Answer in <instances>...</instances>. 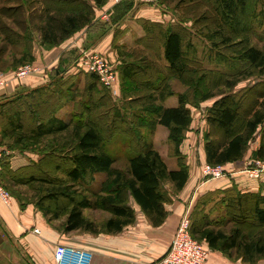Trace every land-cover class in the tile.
I'll use <instances>...</instances> for the list:
<instances>
[{
	"label": "trees",
	"instance_id": "1",
	"mask_svg": "<svg viewBox=\"0 0 264 264\" xmlns=\"http://www.w3.org/2000/svg\"><path fill=\"white\" fill-rule=\"evenodd\" d=\"M158 1L165 5L172 0ZM262 2L263 0H193L191 3L194 6L209 8L215 20L213 25L205 23L197 27L195 24H199L200 18L195 19L192 23L194 31L183 25L184 20L179 23H167V25L157 21L150 22L151 29L158 31L161 35L167 68L175 78L182 80L194 69L192 62L195 60L192 55L196 54V47L191 37L197 34L211 43L210 49L216 52L222 63L230 64L229 66L234 70L238 66L247 68L246 71L238 70L237 72L205 69L208 73L203 75L205 76L203 82L209 91L200 95L196 99V104L190 99L189 93L179 92L177 94L178 105L166 107L163 102L174 95L168 86L163 87L155 94V97L153 94L152 102L145 106V115L138 119L137 126L149 129L152 134L158 125H163L168 129V138L173 143L178 157L177 168L170 169L156 149L151 136L147 138L142 134L143 137L140 142L138 140V144H134L132 137L129 142L132 154L128 159L127 174L113 173L116 159L107 151L101 131L90 117L92 106L89 102L93 103L96 94L99 95L95 104H99V100H105L108 104L112 103L113 111L118 118L122 117L120 109L124 111V103L115 104L112 95L93 72L86 73L87 84L83 92L89 95L84 98V93H82L83 95L77 101L80 107L75 105L77 108L72 114L73 120L60 118L55 115V112L50 113L47 118L38 117L36 106L28 102V98L33 94L43 91L46 93L49 90L58 97L68 95L72 100L76 95L73 91L77 93L80 91L72 81L73 77H65L66 67L64 61L61 60L51 80L43 86L19 91L12 97L1 99L0 114L6 120L2 129V137L12 140L8 146L22 152L30 151L39 154V160L26 165L27 169L34 167L42 170L44 167H49L51 157L57 155L56 151L46 152L43 149H36V146L47 137L58 136L71 130L74 133L73 147L61 149L67 151L65 155H62L67 164L65 167L60 166L66 174V180L65 182L61 179L51 180L38 177L33 173L26 175L27 177H21L26 174L24 173L16 177L15 182L27 184L40 180L49 183L50 187L37 202V206L49 220L66 215L64 224L66 233L76 230H84L93 234L119 233L136 220V208L133 203L148 216L153 226L162 225L169 214L167 205L173 200L172 195L164 189V183L170 182L177 190H181L190 175L189 165L180 155L186 132L193 121L190 105L197 106L198 102L213 98L216 92L224 86L233 89L242 80L254 76L257 72L264 76V50L251 42V35L255 34L258 27L264 26V7L260 8ZM106 3L107 0L44 1V7L41 10L43 20L36 27L41 35V43L47 48L62 44L76 32L91 25L95 18L96 8ZM133 4L134 2L127 1L126 4L122 2L116 5L112 21H119L131 10ZM177 9L175 10L178 11ZM185 13L186 15L192 14L195 10H186ZM30 16L33 18V13H30ZM188 20L190 21L189 18ZM145 28L148 35L150 29L147 26ZM143 37L138 39V44L146 47L142 40ZM17 42L15 41L16 44ZM32 48L30 44L29 51L23 54L19 64L35 60ZM223 48L235 52L236 57L233 61H228V53ZM126 54L121 52L123 60L118 67L124 98L128 96L127 83L131 82L136 74V67L131 66V62L125 60L124 55ZM154 85L150 83L149 86L154 89ZM199 86L203 88L198 81L195 82V86H192L194 93L199 92ZM250 88L251 90L256 89L254 85ZM219 93L220 98L214 100L206 111L208 130L204 133L206 162L214 166L242 160L248 143L264 125V95L254 100L248 111L242 112V105L236 94H222L221 91ZM25 111L32 112L30 114L34 116L32 126L28 130L24 118ZM216 131L222 132V139L214 137ZM261 133V143L252 152L254 159L264 157V132ZM17 171L19 170L11 167L9 156L0 158V178L7 173L16 176ZM100 173L108 176L102 182L100 190L94 191L93 188L86 186V189L91 190L92 193L81 196L75 189H72L77 184H84L88 178L94 179ZM66 182L70 183L66 184ZM227 192V190L223 192L225 196ZM124 193L129 195L130 203L123 196ZM247 205L252 207L245 209ZM222 206L229 214L227 222L245 218L248 210L251 215L249 219L263 229L260 235L249 236L240 228L226 233L219 221L210 219L204 220L202 224L194 219L191 222L192 235L197 236L211 250H219L224 254H228L229 250L234 248L238 249L242 252L243 260L249 264H255L258 260L264 259V193L261 191L243 192L236 189L235 194H231L227 199L224 198ZM87 208L107 210L111 215L104 225L100 226L96 221L86 217L84 210ZM203 217L206 215L204 214Z\"/></svg>",
	"mask_w": 264,
	"mask_h": 264
},
{
	"label": "rangeland",
	"instance_id": "2",
	"mask_svg": "<svg viewBox=\"0 0 264 264\" xmlns=\"http://www.w3.org/2000/svg\"><path fill=\"white\" fill-rule=\"evenodd\" d=\"M44 1L46 2L48 0H0V86L8 84L7 82H9V80H24L16 76L17 72L24 65L32 64L33 66L37 67V71L33 74L34 76L40 77L44 75L48 78L53 77L55 73L54 70L59 66V61L54 62V65L51 66L46 65L43 62V58H40V55H44L43 52L45 50L56 48L59 46L58 45L52 48H47L41 43L40 32L36 29V27L40 25L43 20L41 10L44 7ZM127 1L134 2L133 0H124L122 2L126 4ZM190 1L192 2L193 0H172L163 5L161 9H163L162 11L166 13V18L164 21L165 25H167V23H179L181 20H184L183 25L188 29H192V31H194L192 28V23H194L195 19L200 18L199 24L197 22V24H195L197 27L205 23L211 25L215 23L212 15L213 12L209 8H206V6H194ZM179 7L182 9H177ZM263 7L264 0L260 5V8ZM175 9H177L178 11H176ZM184 10H195V13H188V15H186ZM30 13H33V18L30 16ZM96 13L97 11L95 12V16ZM146 16L149 17L150 15L144 14L143 18L137 20L138 23H134L131 26V39H135L136 37H139L141 34H143L141 37L144 36L142 40L146 47L141 44L139 45L136 42H131V50H123L124 53H127L126 55H124L125 60L127 62H131V66L136 67V74L134 76V79H132L131 82L127 83L128 98H124L122 95L121 87H123V85L122 83L120 84L121 80L119 79L117 62L115 60H112L107 53L98 51L106 55L111 60L113 68L118 73L117 83L119 94L117 96H113L110 90L101 81L100 82L112 95L115 104L118 103L120 105L121 103H124V111L120 109L122 117L118 118L113 111L114 106H112V103L109 102L108 104L105 100H99V104H95L99 99V95L96 94V97L93 99V103L89 102V104L92 106L90 117L94 125L100 129L107 151H109V153L116 159L113 166L114 174L117 172H122L123 175H126L128 172V159L132 154L129 143L131 141V137L134 138V144H138V140L140 142L143 135L147 138L151 136L154 141L155 132L152 134L149 129H143L137 126L138 119L142 118L141 116L145 115V106L152 102L153 94L155 97V94H157L163 87L168 86L170 87V90L174 92L173 96L175 97L173 98V96H170L166 98L163 104L167 103V106L176 105L178 103L177 94L179 92L189 93L190 99L194 101V104H196V99H198L199 96L203 93L209 91V89L204 86L203 82L205 80V76L203 75L208 73L205 69L220 70L225 72H237L238 70L246 71L247 69L238 66L234 70L229 66L230 64L227 65L226 63H222L216 52L210 49L211 43L197 34L191 37L192 42L196 47V54L192 55L195 60L194 62H192L194 69H192V71L188 73L182 80L173 77L167 68V62L164 57L163 40L160 37L161 35L158 31L151 29V26L149 25L153 20L146 18ZM203 17L205 18L203 19ZM188 18L190 19V21L188 20ZM98 24L101 28L106 29L102 25V22H98ZM145 26L150 29L148 35ZM15 41H18L17 44L15 43ZM251 42L253 45L264 50V26L258 27L257 31H255V34L251 35ZM30 44H32L33 47L32 50L33 54L35 55V60L19 64V61H21L23 54L29 51ZM223 49L228 53V61H233L236 57L235 52L226 50V48ZM79 52L80 54H78V52L74 53L73 62L76 61L78 55L81 56L83 50ZM120 57L121 60H123L122 56ZM87 72L88 71H86L81 66L79 60H77L76 64L73 65V67H71V69L65 74V77L67 78L73 77L72 81L75 82V86H77L80 90L78 93L73 91V94L75 95L76 93V95L72 100L70 99V97H68V95L58 97L49 90L46 91V93L44 91L42 93L37 92L29 97L28 102L34 103V105L36 106V114L38 115V117L47 118L50 116V113L55 112L56 116L67 118V111H69V109H73L72 111L74 112L77 108L75 107V105L80 107V104H77V101L79 100V98H81V95H83L82 93H84L83 91L87 84ZM197 81L199 82V84L201 83L203 85V88L199 86V92L197 91L196 93H194V91L192 90L194 88L192 86H195V82ZM189 82L192 84L189 85ZM150 83H153V85L155 84L154 89L150 88ZM253 85L256 88L255 90H251L250 88ZM220 91L222 92V94H236L239 98V101L241 102L242 112H246L251 108L254 100H256L261 95H264V76L257 72L254 76L242 80L233 89H229L224 86L216 92V96H214L213 98L198 102L197 106L190 105L193 121L190 129L188 130V132H186L185 141L182 144L180 151L181 157L187 163H189L190 161L189 154L193 152L194 146L192 144L196 145L195 159L197 162H199L200 155L198 147L205 142L204 134L199 133V131H201L203 125L205 128V123H207L206 111L208 107L213 104L214 100L220 98ZM88 95L89 94L85 92L84 98ZM115 99H117L118 102ZM125 99H127V101H125ZM70 103L71 105H66ZM107 110H109L111 114ZM30 113L32 112H24L27 130L30 129L33 123L34 116H32ZM69 120H73L72 116L71 118H69ZM5 124L6 120L0 114L1 146H8L10 143H12V140L4 139L2 137V129ZM116 131H118V133H115ZM261 132H264V125L262 126L261 131L258 132L255 137L248 143V147L243 158L246 159V163H236L235 165L237 168L243 169L246 166H253V161L256 159L252 157V152L254 150L253 148L256 145H258L257 147H259L261 143ZM214 134L215 138L222 139V132L216 131ZM158 137L159 141L155 147L160 153L162 152V157L166 161L167 166L173 168L174 166L178 165V157L176 156L174 145L169 140L168 136L165 138L163 135H158ZM74 143V133L71 130H68L66 133L60 134L58 136L47 137L42 143L36 146V149H43V151L46 152L56 151L55 154L57 155L55 157H51V163L49 164L50 166L48 165L49 167H44L42 170H37L34 167L31 169H27L28 167L22 166L16 168V170H19L17 171L18 175L14 176L13 174L11 175L7 173L5 174V176L2 175V177L0 178L4 188L10 193V195L19 199L21 207L25 209H32L35 216L37 215V212L39 213V219L36 222L37 224H39L37 227L41 232L37 233L35 232V230L34 232L42 238L45 246V248H43V250H40L39 253V257L42 258V261H45V263L43 264H48L47 261L49 260V254L54 249V246H57L58 243L64 242L66 239L70 238H79L81 234H97L86 232L84 230H76L66 233L64 231V224L67 217L66 215H63L58 219L49 220L48 217H45L43 215V213L37 206V202L43 197L47 189L50 187L49 183L36 180L27 184H18L17 182H15V178L24 173L26 174L22 175L21 177H27L26 175L33 173L38 177H46L51 180L56 179V181L57 179H61L63 180L62 182H65L64 180H66V174L64 170L60 168V166L65 167V165L67 164V162L63 159L64 157H62V155H65L67 151H62L61 149H70L73 147ZM187 147L188 151L186 150ZM24 156L28 157L29 165L33 163V161L39 160L38 156L35 153H28ZM31 159L34 160L31 161ZM233 163L221 166L224 169L225 176L203 177L202 175V180L208 181L204 185H202L201 182L200 185L195 187V189L191 193V206L188 211H186V213L188 212L191 222L196 219V221H199V223L202 224L204 220L210 219L211 221H219L221 223V227L224 229V231H226V233L231 232L233 229L240 228L249 236H258L263 229L255 225L253 221L249 219L251 215L248 210L246 212L245 218L242 216V219L238 218L229 222L226 221L229 214L224 206H222L224 198L227 199L231 196V194H235L236 189L246 192L245 190L240 189L236 183H232L229 186H224L225 183H227L228 176L232 175L231 170L233 169H230L228 166L232 165ZM205 164L206 163H204L203 165ZM45 166L47 165L45 164ZM225 166L227 167L226 169ZM242 175L244 176L245 174ZM107 177L108 176L105 173H100L96 175L94 179L88 178L87 180H85L84 184H77L72 189H75L78 195H89L92 193V191L87 190L86 186L93 188L94 191H98L100 190L102 182L106 180ZM246 177L250 180H253V178H250L248 176ZM67 183L69 184L70 182H66V184ZM164 189L172 196H175L179 191L170 182L164 183ZM226 190L228 192L225 196L223 192ZM258 191L264 193V191L261 189ZM123 196L128 199L129 203L131 202L130 197L127 193H124ZM251 207V205H247L245 209H250ZM84 214L87 218L96 221L100 226H103L107 218L111 215L107 210L90 208L85 209ZM143 214L147 219H149L144 212ZM204 214L206 215V217H203ZM137 216L138 215L136 213V217ZM130 228L131 225H128L123 230H127ZM99 234L108 233L101 232ZM194 238L200 240L197 236ZM213 251L215 250L212 249L211 252ZM8 252L10 254L12 252L15 255L13 259L9 260L7 263L1 261L0 263L37 264L36 260L26 250L24 252L18 250V256H16V251L14 250H9ZM241 253L242 252H240L238 249L234 248L232 250H229L228 254H223L231 259H241L242 262L249 264L243 260ZM255 264H264V259L258 260Z\"/></svg>",
	"mask_w": 264,
	"mask_h": 264
},
{
	"label": "crops",
	"instance_id": "3",
	"mask_svg": "<svg viewBox=\"0 0 264 264\" xmlns=\"http://www.w3.org/2000/svg\"><path fill=\"white\" fill-rule=\"evenodd\" d=\"M122 1L124 0H107L104 6L96 8L97 13L93 24L76 32L58 47L45 50L43 52L44 55H40V58H43V62L46 65L51 66H53L56 61H64L66 67L64 75L76 64L80 57L78 55L76 61L73 62L74 53L78 52V54H80L79 51L82 50H95L107 53L112 60L117 62V66L119 67L122 64L120 57L121 52H123L124 49L128 51L131 50V42H136L138 44V39L143 35L141 34L139 37L131 39V26L134 23H138L137 20L143 18L144 14L150 15L149 17L146 16V18L162 23H165L164 21L166 18V13L161 9L163 5L159 3L158 0H133L134 4L131 10L119 21H112L115 6L122 3ZM98 22H102V25L106 29L101 28ZM48 80H51V78L44 75L40 77L32 75L22 81L9 80V82H7L8 84L0 86V100L12 97L19 91H27L32 88L43 86ZM174 97L175 96H173V98ZM66 105H71V103ZM164 105L166 107H175L178 103L174 106H167V103ZM72 110L69 109V111H67V118H60L69 120L75 112ZM205 124V128L203 125L199 133L204 134V131L208 130L207 123ZM168 134L169 132L166 127L158 125L155 130L154 145L156 146L159 141L158 135H163L166 138ZM192 145L194 148L193 152L189 154L190 161L188 163L190 170L189 179L185 186L179 190L175 196H172V202L167 205L169 214L162 225L153 226L151 221L144 216L140 207L133 203L139 217H136L130 229L113 234H81L79 238L66 239L64 242L58 243L57 245L65 243L89 250L92 253L91 264H151L158 260L167 252L181 217L191 206V193L201 182V184L204 185L208 181L202 180V166L204 163H207L204 144L202 143V145L198 147L200 155L199 162L195 159L196 145ZM257 146L258 145L253 149L256 150L258 148ZM186 150L188 151V147ZM28 153L35 152H22L9 146L0 145V157L9 156L10 164L13 169L29 165L28 157L24 156ZM35 154L39 158V154ZM160 154L163 155L162 152ZM32 160L34 159H31V161ZM245 160L246 159L234 162L232 165L228 166L233 170H231L232 175L228 176L227 183H225L224 186L236 183L240 189L245 191H258L260 189L264 191V177L258 180H250L246 177L247 175L242 172V168L236 167V163L241 162L245 164ZM174 167L177 168V165ZM174 167L169 168L175 169ZM226 168L225 166V169ZM33 212L32 209L21 207L19 199L15 197H13L11 205H5L0 200L1 262L7 263L9 260L13 259L15 255L12 252L10 254L8 252L9 250L16 251V256H18V250L22 252L26 250L36 260L37 264L45 263V261H42V258L39 257L40 250L45 248L43 240L34 232V229L38 228L37 226L39 225L36 222L39 219V213L37 212L35 216ZM55 246L49 254L48 264H54ZM207 264L246 263L242 262L241 259L226 257L220 251L215 250L211 252Z\"/></svg>",
	"mask_w": 264,
	"mask_h": 264
},
{
	"label": "built area",
	"instance_id": "4",
	"mask_svg": "<svg viewBox=\"0 0 264 264\" xmlns=\"http://www.w3.org/2000/svg\"><path fill=\"white\" fill-rule=\"evenodd\" d=\"M81 66L88 72L95 73L99 80L110 90L113 96L119 94L118 73L113 68L111 60L95 50H83L79 57ZM37 71V67L27 64L21 67L16 76L26 79ZM222 165L214 166L206 163L202 167L203 177L225 176ZM248 177L254 180L264 177V158L253 161V166L242 169ZM0 200L5 205H11L13 197L4 188L0 180ZM39 233L40 229L35 228ZM211 249L191 233V219L188 212L181 217L167 252L151 264H207ZM92 253L83 248L67 244H59L54 250L55 264H91Z\"/></svg>",
	"mask_w": 264,
	"mask_h": 264
}]
</instances>
